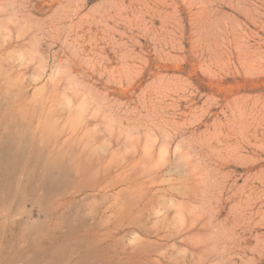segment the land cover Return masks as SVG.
<instances>
[{
    "label": "rangeland",
    "instance_id": "obj_1",
    "mask_svg": "<svg viewBox=\"0 0 264 264\" xmlns=\"http://www.w3.org/2000/svg\"><path fill=\"white\" fill-rule=\"evenodd\" d=\"M0 264H264V0H0Z\"/></svg>",
    "mask_w": 264,
    "mask_h": 264
}]
</instances>
